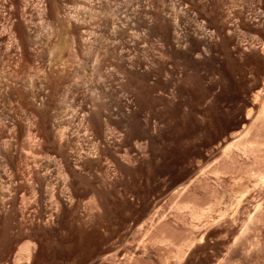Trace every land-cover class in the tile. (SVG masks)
Here are the masks:
<instances>
[{
	"label": "rangeland",
	"instance_id": "rangeland-1",
	"mask_svg": "<svg viewBox=\"0 0 264 264\" xmlns=\"http://www.w3.org/2000/svg\"><path fill=\"white\" fill-rule=\"evenodd\" d=\"M0 264H264V0H0Z\"/></svg>",
	"mask_w": 264,
	"mask_h": 264
}]
</instances>
